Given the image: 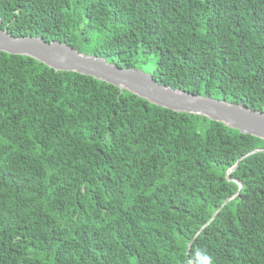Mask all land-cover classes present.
I'll return each instance as SVG.
<instances>
[{
	"label": "trees",
	"instance_id": "obj_1",
	"mask_svg": "<svg viewBox=\"0 0 264 264\" xmlns=\"http://www.w3.org/2000/svg\"><path fill=\"white\" fill-rule=\"evenodd\" d=\"M0 18L16 38L264 112V0H0ZM263 148L0 52V264H264V154L230 175L240 191L226 178Z\"/></svg>",
	"mask_w": 264,
	"mask_h": 264
},
{
	"label": "water",
	"instance_id": "obj_2",
	"mask_svg": "<svg viewBox=\"0 0 264 264\" xmlns=\"http://www.w3.org/2000/svg\"><path fill=\"white\" fill-rule=\"evenodd\" d=\"M0 18V52L32 58L47 67L61 72H73L113 85L122 91H128L140 99L176 113H185L206 117L211 121L224 124L242 135H249L264 142V112L256 111L244 105L217 100L210 97L191 94L159 84L152 75L138 69L120 68L107 60L80 53L66 43L46 42L40 37H19L2 29ZM254 154H264L263 149H256L242 157L226 174V178L243 185L230 175L235 172L239 163ZM236 195L228 199L224 206ZM223 208V207H222ZM220 208L219 211L222 209ZM218 211V212H219ZM218 212L214 214L206 228ZM199 231L197 236L204 230ZM190 244L187 254H189Z\"/></svg>",
	"mask_w": 264,
	"mask_h": 264
},
{
	"label": "rangeland",
	"instance_id": "obj_3",
	"mask_svg": "<svg viewBox=\"0 0 264 264\" xmlns=\"http://www.w3.org/2000/svg\"><path fill=\"white\" fill-rule=\"evenodd\" d=\"M154 66H150V67H142L141 69H138L146 74H150L153 71ZM151 75V74H150Z\"/></svg>",
	"mask_w": 264,
	"mask_h": 264
}]
</instances>
